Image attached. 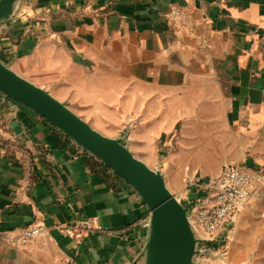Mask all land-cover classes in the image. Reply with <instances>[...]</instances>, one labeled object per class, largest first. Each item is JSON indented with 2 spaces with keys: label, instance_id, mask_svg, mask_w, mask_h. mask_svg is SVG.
Here are the masks:
<instances>
[{
  "label": "crops",
  "instance_id": "0c3cea01",
  "mask_svg": "<svg viewBox=\"0 0 264 264\" xmlns=\"http://www.w3.org/2000/svg\"><path fill=\"white\" fill-rule=\"evenodd\" d=\"M173 6L209 48L169 22ZM0 61L123 139L172 192L199 197L182 181L226 166L264 169V0H18L0 23ZM5 102L0 94V264H143L149 212L135 190ZM81 219L97 227L84 242L56 228ZM38 222L45 232L9 244ZM216 239L224 260L203 257L217 256L215 240L195 264H264V187Z\"/></svg>",
  "mask_w": 264,
  "mask_h": 264
},
{
  "label": "water",
  "instance_id": "95a60500",
  "mask_svg": "<svg viewBox=\"0 0 264 264\" xmlns=\"http://www.w3.org/2000/svg\"><path fill=\"white\" fill-rule=\"evenodd\" d=\"M18 0H0V23L9 19ZM0 94L42 118L129 184L148 212L143 264H195L199 239L184 207L167 188L163 175L136 158L121 138L92 128L65 103L16 74L0 61Z\"/></svg>",
  "mask_w": 264,
  "mask_h": 264
},
{
  "label": "built area",
  "instance_id": "2783aa9c",
  "mask_svg": "<svg viewBox=\"0 0 264 264\" xmlns=\"http://www.w3.org/2000/svg\"><path fill=\"white\" fill-rule=\"evenodd\" d=\"M168 20L180 29L185 30L191 37L197 39L204 49L209 48V43L197 34V23L185 7H171ZM185 183L187 189L198 191L197 189L201 188L202 190L200 196L196 198L189 195L184 196L180 193L174 194L176 199L187 208L191 228L199 239V243L203 242L207 248L216 240L224 249L223 239H216L217 233L228 230L246 202L259 198L260 191L264 187V169L226 166L218 177L207 181L206 184H204L205 182L192 181L188 177L185 179ZM208 191H211V193H208ZM56 228L75 243H80L84 242L88 238L89 232L97 227H94L93 221L81 219L56 225ZM46 230L47 226L43 223H35L31 227L23 229L20 236L12 237L9 244H25L33 235L43 233ZM198 244L197 249L199 251ZM214 249L216 248L212 250ZM224 252L225 250L222 253L223 255ZM71 264H73V261Z\"/></svg>",
  "mask_w": 264,
  "mask_h": 264
},
{
  "label": "rangeland",
  "instance_id": "374dc122",
  "mask_svg": "<svg viewBox=\"0 0 264 264\" xmlns=\"http://www.w3.org/2000/svg\"><path fill=\"white\" fill-rule=\"evenodd\" d=\"M12 102H13V101H12ZM14 103H15V102H14ZM119 130H120V132H122V133L119 132V135L122 134L121 136H123V135L126 133V131H127L126 128H120ZM122 138H123V137H122ZM212 176H213V175H209V174H208L207 177H195V178L198 179V180L205 179V180H204V181H205L204 184H206L207 181H208V180L210 179V177H212ZM186 178H187V177H186ZM186 178H185V179H186ZM185 179H184V180H185ZM188 179H191V178L188 177ZM184 180L182 181L183 184L181 183L180 185L186 187V183H185ZM191 180L194 181L193 178H192ZM176 184L179 185V183H176ZM180 185H179V186H180ZM179 186H178V187H179ZM186 189H187V187H186ZM175 193H176V192H173V194H175ZM177 195H179V194H177ZM212 245L215 246L214 243H213ZM212 245H211V246H212ZM202 246H203V242H202V243L200 242V243L198 244V247H202ZM211 246H209V249H211ZM224 250H225V249H222V247L219 245L218 250H211V252L215 253V255H217V256L214 257V256L210 255L211 257H210V256L208 257L207 254H205V255H203V257L206 258L207 260H212V258H217L216 260L220 259V261H223V260H224V257H223V254H222V253H223ZM225 252H226V251H225ZM224 255H225V254H224ZM196 256H197V255H196Z\"/></svg>",
  "mask_w": 264,
  "mask_h": 264
},
{
  "label": "trees",
  "instance_id": "16d2710c",
  "mask_svg": "<svg viewBox=\"0 0 264 264\" xmlns=\"http://www.w3.org/2000/svg\"><path fill=\"white\" fill-rule=\"evenodd\" d=\"M9 101L5 102V106H7V108L10 107ZM89 154V153H88ZM90 157V164L92 167L100 170L104 176L106 177V179H114V177H118L115 173H113L108 167H106L105 165H103L98 159H96L95 157H93L92 155L89 154Z\"/></svg>",
  "mask_w": 264,
  "mask_h": 264
}]
</instances>
